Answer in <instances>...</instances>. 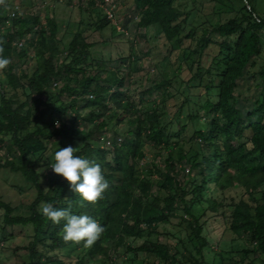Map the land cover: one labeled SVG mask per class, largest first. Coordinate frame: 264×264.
Wrapping results in <instances>:
<instances>
[{"label":"trees","instance_id":"1","mask_svg":"<svg viewBox=\"0 0 264 264\" xmlns=\"http://www.w3.org/2000/svg\"><path fill=\"white\" fill-rule=\"evenodd\" d=\"M132 2L139 29L157 27L170 46L191 42L189 34L183 35L187 16L174 6L175 0ZM88 6L95 7L93 0ZM97 11L100 30L110 23ZM240 12V19L232 18L213 28L219 41L201 37L196 60L193 56L197 52L186 49L178 54L176 88L169 82L153 86L162 91L164 102L174 101L175 114L169 113L170 107L160 112L154 102L143 110L121 94L126 78L136 73V68L127 65L119 75L116 68L107 70L102 65L94 74L87 73L85 66L94 44L87 42L84 31L78 30L61 48L57 24L50 18L46 27L38 18L31 23L28 18H0V56L9 60V90L0 85V149L17 154L0 168L19 174L36 193L27 215L15 213L0 200V232L5 239L7 228L28 229L30 242L23 264H65L63 258L69 259L83 248L86 256L100 264H114L111 252L118 248L130 261L144 254L157 260L151 264H184L169 245L149 240L159 225L176 219L177 212L182 214L178 218L181 222H185L183 217L189 218L190 243H196L194 256L184 248L188 261L204 264L206 220H201L217 215L222 207L214 194L236 189L241 195L232 204L229 230L255 246L252 254L264 256V87L250 105L241 95L235 96L240 81L245 75H254L262 60L264 20L251 7L247 10L243 6ZM28 34L35 37L28 42L33 52L24 44ZM231 38L235 39L233 48ZM211 45L217 46V53L208 58L204 51ZM30 58L34 61L32 71L17 78L18 64ZM129 58L120 57L117 62L128 64ZM188 63L196 65L195 74L184 82L179 76L190 73ZM259 73L264 79V72ZM166 86L173 88L174 94L165 91ZM59 96L65 101H59ZM81 111H87L85 117L80 116ZM96 116V136L76 128L78 121L92 123ZM62 142L74 147L75 155L100 165L108 181L102 199L81 207L78 194L69 190L63 178L53 172L43 175L41 169L53 162L54 152L45 157L48 146ZM146 143L158 150L163 169L145 162ZM177 170L184 174L183 180L178 179ZM155 175L157 180H153ZM153 188L157 189L154 194ZM45 204L56 208L70 205L73 214L93 218L104 232L91 246L65 241L63 221L53 224L42 215ZM199 211L202 213L196 216ZM143 236L149 239L141 245L127 244V240ZM75 264H82V259Z\"/></svg>","mask_w":264,"mask_h":264},{"label":"rangeland","instance_id":"2","mask_svg":"<svg viewBox=\"0 0 264 264\" xmlns=\"http://www.w3.org/2000/svg\"><path fill=\"white\" fill-rule=\"evenodd\" d=\"M115 2L117 4L116 26L108 24L100 30H97V24L99 23L97 8L90 7L88 4L83 6L56 5L54 0H0V18H8L14 7L19 8V15L16 18H28L30 19L29 23L33 18H38L43 27H46V19L50 18L57 24V39L61 48L69 43L73 34L78 30L84 31L87 42L94 44L85 66L86 72L92 75L102 65L107 70L116 68L119 75L125 72L127 65L136 68L137 72L126 78L125 85L120 90L121 94L127 95L136 106L143 110L154 102L158 104L160 112L167 107L172 108L174 101L166 100L164 102L162 91L153 88V86L157 83L169 82L171 86L173 84L174 88L177 87L174 82V74L178 67L179 53L186 49L189 52H197L193 56V59L196 60L201 37L205 35L211 42L219 41L216 34L213 33V28L226 23L232 18L240 19L242 16L240 9L243 6L247 10L250 7L253 8L255 14L264 20V0H175L174 6L187 16L183 35L189 34L191 42L183 43L180 46L176 44L170 46L165 43L157 27L148 29L137 27L135 19L137 9L132 0H116ZM119 30H121V33ZM2 32L4 33L3 30ZM263 32L264 29L261 31L262 43H264ZM34 39L33 34L26 36L24 44L27 48H30L28 42L31 43ZM234 40V38H231V48H233ZM31 52H33L32 49ZM216 53V45L208 46L204 51L208 58L215 56ZM120 57H130L128 64L118 63L117 60ZM261 58L258 67L254 69V75H245L236 88L235 96L237 94L241 95L245 99L246 105H250L252 98L256 97L264 87V79L259 75L260 70L264 72L262 52ZM189 62L192 63V60ZM191 63H188L191 69L190 73L182 72L179 76L180 80L185 82L195 74L196 65ZM208 63L209 60L204 64L207 65ZM8 66L0 69V85L4 88L7 87L6 74ZM33 66L34 61L32 58L24 64H18L17 69H15L16 77L18 78L22 72L27 75L30 74ZM107 78L109 79L110 75ZM6 89L9 90L8 87ZM56 89L53 90L57 93ZM163 89L170 94H174L171 87L166 86ZM19 92V90L16 91V94L20 95ZM20 99L23 100L24 98L20 97ZM58 100L65 101V97L59 96ZM178 103H180V100ZM86 112L81 111L80 116L85 117ZM175 112L176 110L172 108L169 113L175 114ZM168 120L169 118H167ZM97 122V116L94 117L92 123L78 121L76 128L82 132H93L96 136L99 132L95 127ZM109 136H112L110 131ZM59 145L66 146L67 142H62ZM59 145H49L45 157L55 152ZM144 151L146 153L145 162L154 163L153 165L163 169V158L159 157L158 150L152 143H146ZM16 155L15 150L0 149V166L6 160L15 159ZM256 156L259 155L256 154ZM42 164L44 163L41 162L40 165L42 166ZM41 171L44 176L52 173L51 168L46 166ZM177 175L179 180H183L184 174L181 171L177 170ZM157 178L158 176H153V180H157ZM156 191V188L152 189L153 194ZM240 195V189L226 192L223 195L214 194V197L219 198L222 207L217 215H208V218L201 220V222L206 220L203 235L206 238L207 247L202 250L204 264H264V256L252 254L255 246L245 236H236L229 230L232 204L237 202ZM35 196L36 193L33 187L27 184L19 174L0 168V200L9 204L15 213L27 215L29 205ZM256 197L258 198V196ZM202 205L205 206L204 203ZM201 213V211L197 212L196 216H200ZM2 214L3 211H0V225ZM180 216L182 214L177 212L176 219H171L168 224L159 225L157 234H154L150 239L143 236L140 239L127 240V244L137 247L149 239L169 245L176 258L185 262L184 264H191L188 261L189 254L185 249L194 256L193 247L196 246V243H190V229L187 225L189 218L185 216L183 217L185 222H181L178 219ZM6 233L7 237L4 239L0 232V264L25 263L27 261L26 248L30 242L28 229L7 228ZM85 252L86 248L79 249L69 259L63 258V261L65 264H75L77 260L82 259V264H100L98 260L86 256ZM111 254V262L114 264H151L157 262L153 256L144 254H139L136 259L130 261L129 255H126L122 248L112 251Z\"/></svg>","mask_w":264,"mask_h":264},{"label":"clouds","instance_id":"3","mask_svg":"<svg viewBox=\"0 0 264 264\" xmlns=\"http://www.w3.org/2000/svg\"><path fill=\"white\" fill-rule=\"evenodd\" d=\"M9 64L6 57L0 56V69ZM72 146L59 147L53 153L50 168L54 174L63 178L71 192L78 194V204L95 203L102 199L108 181L101 171L99 164L90 163L87 159L74 154ZM66 208H56L45 204L41 213L53 224L63 221L62 239L73 243L83 241L84 246L93 245L104 232V227L87 215H76Z\"/></svg>","mask_w":264,"mask_h":264},{"label":"built area","instance_id":"4","mask_svg":"<svg viewBox=\"0 0 264 264\" xmlns=\"http://www.w3.org/2000/svg\"><path fill=\"white\" fill-rule=\"evenodd\" d=\"M116 0H93L95 7L101 12L102 16L110 23L116 26V11H117V4ZM90 0H54V4L56 5H81L88 4ZM19 15V8L14 7L12 9L9 18H13ZM136 19V17H135ZM121 33V30H119ZM264 37V32L262 33ZM21 47V44H18ZM261 52L264 56V43H262Z\"/></svg>","mask_w":264,"mask_h":264}]
</instances>
